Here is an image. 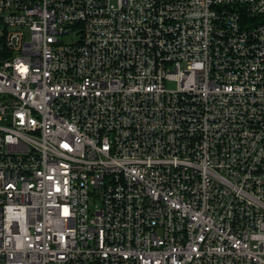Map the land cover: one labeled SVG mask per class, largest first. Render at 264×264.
Returning <instances> with one entry per match:
<instances>
[{
    "label": "built area",
    "instance_id": "1",
    "mask_svg": "<svg viewBox=\"0 0 264 264\" xmlns=\"http://www.w3.org/2000/svg\"><path fill=\"white\" fill-rule=\"evenodd\" d=\"M0 264H264V0H0Z\"/></svg>",
    "mask_w": 264,
    "mask_h": 264
}]
</instances>
